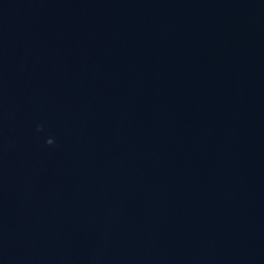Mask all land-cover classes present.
<instances>
[{
  "label": "water",
  "instance_id": "1",
  "mask_svg": "<svg viewBox=\"0 0 264 264\" xmlns=\"http://www.w3.org/2000/svg\"><path fill=\"white\" fill-rule=\"evenodd\" d=\"M0 264H264V0H0Z\"/></svg>",
  "mask_w": 264,
  "mask_h": 264
},
{
  "label": "clouds",
  "instance_id": "2",
  "mask_svg": "<svg viewBox=\"0 0 264 264\" xmlns=\"http://www.w3.org/2000/svg\"><path fill=\"white\" fill-rule=\"evenodd\" d=\"M40 129H39V127L37 128V131H39ZM53 143V141L51 140V139H49V140H47L46 141V144H48V145H51Z\"/></svg>",
  "mask_w": 264,
  "mask_h": 264
}]
</instances>
